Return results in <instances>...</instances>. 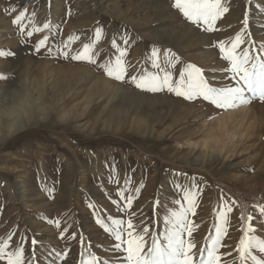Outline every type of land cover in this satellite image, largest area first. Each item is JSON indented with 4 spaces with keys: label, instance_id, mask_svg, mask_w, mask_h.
Listing matches in <instances>:
<instances>
[{
    "label": "rangeland",
    "instance_id": "obj_1",
    "mask_svg": "<svg viewBox=\"0 0 264 264\" xmlns=\"http://www.w3.org/2000/svg\"><path fill=\"white\" fill-rule=\"evenodd\" d=\"M222 2L229 11L208 33L187 22L172 0H0V51L14 54L0 57V76L8 77L0 80V244L8 241L6 251L18 245L33 264H83L90 255L118 264L124 254L113 250L112 238L96 218L109 224V217L131 218L136 231L148 227L146 251L152 233L159 238L167 227L164 218L179 208L174 201L185 190L197 197L196 215H190L197 259L198 249L215 235L222 206L233 209L222 243H238L242 215L254 217L252 226L264 239L259 228L264 103L223 112L202 100L189 102L166 89L151 93L130 83L132 75L158 71L152 67V50L157 49L155 59L174 80L192 64L214 86H235L216 45L234 39L247 12L249 26L238 51L248 48L251 55L264 56V0ZM20 12L25 18L14 25ZM34 27L41 31L28 37ZM96 28L102 32L99 41ZM45 36L49 39L37 52ZM86 43H94V58L105 64L124 48L125 81L60 55L76 54ZM93 88L98 89L94 95ZM26 91L31 115L20 108L19 96ZM227 114L235 118L224 146L202 148L206 130ZM120 191L133 197L126 212L120 210ZM64 228L68 231L61 238Z\"/></svg>",
    "mask_w": 264,
    "mask_h": 264
},
{
    "label": "snow or ice",
    "instance_id": "obj_2",
    "mask_svg": "<svg viewBox=\"0 0 264 264\" xmlns=\"http://www.w3.org/2000/svg\"><path fill=\"white\" fill-rule=\"evenodd\" d=\"M172 8L178 10L183 18L194 26L202 27L204 31L212 33L217 27V21L229 11L222 0H172ZM15 12V9H12ZM25 18L24 12H20L12 21L14 25H19ZM243 28L236 33L234 39L225 42L220 41L216 47L219 49L220 58L227 62L224 67L231 73V79L235 81V86H214L207 80L199 67L187 64L180 72L179 79H173L172 73L166 71L164 67L155 59L158 54L157 49L152 50V67L156 72H145L137 77L132 75L130 83L137 89L145 90L151 93H157L167 90L176 97H182L185 101L202 100L213 110L223 112L238 110L240 107L251 105L254 101L264 103V56H253L248 48L241 51V45L244 43L243 33L249 26V17L247 12L242 20ZM48 29L49 25L44 24ZM25 29L20 27L23 34ZM40 28H32L27 32L28 37H32L34 32H40ZM102 32L99 28L95 29V41H99ZM49 37L45 36L36 44V51L43 48ZM74 37H69V41ZM128 43L127 40L124 41ZM67 46V45H66ZM115 41L112 47L115 48ZM94 43H86L83 49L71 56L68 52H60L64 59L72 61H82L97 66L104 75L118 82H124L127 73L124 57L127 51L124 48L118 49L119 55L115 60L105 63H98L94 58ZM264 50V45H261ZM59 51V50H58ZM50 54V53H49ZM14 54L10 51H0V57H10ZM165 60L172 66V61L168 60V52H164ZM173 59H178L173 54ZM8 77L0 76V80H7ZM208 120L213 119L210 114ZM139 192V188L136 190ZM202 191V189H201ZM124 203L121 212H126L132 208L133 197L125 195L123 191L117 193ZM196 192L185 190L181 199L174 201L178 205L177 210H171L164 218V224L167 225L164 231L159 233V238L155 233L151 235V243L146 248L145 236L149 234L148 227L142 231H136L133 220L129 218L113 219L109 217L110 224L105 223L99 217L95 223L110 235L113 240V250L123 253V260L118 264H264V239L258 237L257 228L252 226L254 217L252 215H243L240 217V223L243 225L241 231L243 234L239 237L238 243L232 245L222 243L228 235L229 213L233 212L231 204L222 206V210L216 217L215 235L208 238L206 247L198 249L199 258L194 251L196 244L193 242V221L190 215H196L197 203ZM232 204L235 201L231 202ZM89 207H92L89 205ZM260 224L259 228L264 232V207L259 210ZM245 220L247 223H245ZM54 226L59 229L60 221H53ZM68 229L64 228L60 232L61 238ZM185 235L187 238H185ZM75 238V234H72ZM83 238L81 237V240ZM33 246L38 244L36 239L31 241ZM8 241L0 244V260H6V264H33L31 259L26 261L25 250L18 245L14 252H8ZM235 253V255H234ZM231 258V259H229ZM83 264H110L109 260H100L96 255H90ZM117 264V262H113Z\"/></svg>",
    "mask_w": 264,
    "mask_h": 264
},
{
    "label": "bare ground",
    "instance_id": "obj_3",
    "mask_svg": "<svg viewBox=\"0 0 264 264\" xmlns=\"http://www.w3.org/2000/svg\"><path fill=\"white\" fill-rule=\"evenodd\" d=\"M67 45V44H66ZM64 47V46H63ZM62 48V47H61ZM70 50V49H69ZM74 71V70H72ZM75 72V71H74ZM76 75V74H75ZM83 76V75H82ZM81 76V78H82ZM84 78V77H83ZM82 78V79H83ZM89 78V77H88ZM87 79V77H86ZM81 80V79H80ZM62 84V82L57 84V87H60ZM96 84V83H95ZM68 86H70V84L68 83ZM38 88V86L36 87ZM24 90V89H23ZM96 90H98L96 88ZM95 88H93L91 90V92L93 93V95L96 93ZM102 91V90H101ZM104 92V91H103ZM20 94V93H19ZM18 95V94H17ZM92 95V96H93ZM19 96V95H18ZM29 93L28 91L22 93L19 98L20 100H23L22 103L20 104V108H21V112L24 115H31L33 113L32 111V106H27L26 102L28 100ZM89 101L87 100L86 103H88ZM234 114H227L225 115L223 118H220L216 121L215 124H213L208 130H206L207 132H205V134L203 135V137L201 138V143L199 145H201L202 148L204 149H214V148H219L220 146L223 145V141L225 142V138L227 136H229L228 133V126L229 123L231 122V119L233 118ZM21 116V114L19 115ZM19 118V117H18ZM235 118V117H234ZM233 118V119H234ZM20 120V119H19ZM15 123H18L15 121ZM22 124V123H21ZM15 125V124H14ZM17 125V124H16ZM19 125V124H18ZM224 146V145H223ZM223 148V147H222ZM220 148V149H222Z\"/></svg>",
    "mask_w": 264,
    "mask_h": 264
}]
</instances>
